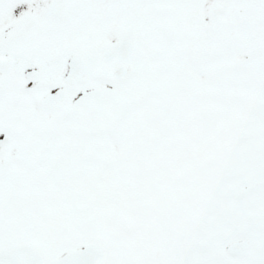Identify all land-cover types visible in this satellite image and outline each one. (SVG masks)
Returning <instances> with one entry per match:
<instances>
[{
    "label": "snow or ice",
    "instance_id": "snow-or-ice-1",
    "mask_svg": "<svg viewBox=\"0 0 264 264\" xmlns=\"http://www.w3.org/2000/svg\"><path fill=\"white\" fill-rule=\"evenodd\" d=\"M0 264H264V0H0Z\"/></svg>",
    "mask_w": 264,
    "mask_h": 264
}]
</instances>
